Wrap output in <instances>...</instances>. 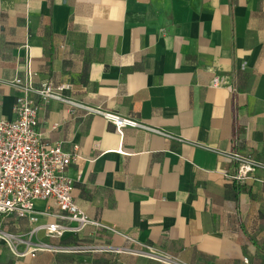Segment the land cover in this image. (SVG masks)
<instances>
[{"label": "crops", "instance_id": "obj_1", "mask_svg": "<svg viewBox=\"0 0 264 264\" xmlns=\"http://www.w3.org/2000/svg\"><path fill=\"white\" fill-rule=\"evenodd\" d=\"M17 79L70 86L65 101L32 93L39 130L50 146L78 148L74 201L101 225L55 251L133 240L185 264H264V170L241 182L224 157L264 163V0H0L2 119H15ZM107 115L144 128L121 135ZM36 226L10 216L0 233L28 238ZM42 252L21 260L0 243V264H58ZM88 253L75 264H162Z\"/></svg>", "mask_w": 264, "mask_h": 264}, {"label": "built area", "instance_id": "obj_2", "mask_svg": "<svg viewBox=\"0 0 264 264\" xmlns=\"http://www.w3.org/2000/svg\"><path fill=\"white\" fill-rule=\"evenodd\" d=\"M28 53L31 46L26 42ZM32 74L29 73V77ZM15 84L22 90L14 105L15 119L0 118V220L15 216L36 226L26 236L0 233V239L5 240L13 250L12 244H17L15 255L19 257L31 256L35 258L40 251L55 249L46 243L34 241L40 232L50 239H60L67 234H79L88 226H101L94 223L74 201L75 182L67 175L68 168L81 159L76 148L75 153H67L61 145L50 146L43 142V135L39 130L40 107L32 98V93L40 95L43 100L65 99L59 94L69 90L65 85L55 89L51 83L42 84L35 90L31 80L24 83L17 79ZM228 85L226 79L216 77L213 80L215 88ZM99 113L98 110H93ZM108 120L116 125L118 132L123 135L127 127L144 128L141 124L122 120L113 115H107ZM225 159L235 164L237 172L234 179L246 182L256 180L258 170H264V163L252 156L240 153H227ZM40 201L53 202L52 207L39 211ZM41 218L53 219V222L39 225ZM17 239L19 243L13 242ZM136 248L92 247L88 251H113L126 253L157 261L162 264H185L178 256L163 254L154 248L130 240Z\"/></svg>", "mask_w": 264, "mask_h": 264}, {"label": "rangeland", "instance_id": "obj_3", "mask_svg": "<svg viewBox=\"0 0 264 264\" xmlns=\"http://www.w3.org/2000/svg\"><path fill=\"white\" fill-rule=\"evenodd\" d=\"M15 235H20V236H25V235H23V234H20V233H15ZM27 238V237H26ZM70 238H71V236L70 235H67V236H65L64 238H61V240H55V239H50L49 240V238H47V243L46 244H48V245H50V246H53L54 244H62V242H64L63 240H65V241H69L70 240ZM0 243H4L8 248H9V250L11 251V252H13V253H15L16 252V250H15V248L16 247H18L17 246V244H12V246H13V250L10 248V246L8 245V243L5 241V240H3V239H0ZM91 244H86L85 243V245L84 246H79V247H76L75 249H69V250H67L66 252H62V251H55V249H52V250H49V251H43V252H46V253H48V254H56L57 255V258H56V260H57V263L58 264H75L77 261H76V257L77 256H84L85 258H86V256H88V255H90L88 252V250L87 249H82V251H84L85 253L84 254H75V253H72V252H75V251H78L79 250V248H92V246H90ZM54 247V246H53ZM42 252V253H43ZM98 254V253H97ZM100 254V253H99ZM17 258V257H16ZM18 259H21V260H24L23 259V257H20V258H18ZM77 264H85V263H83V262H78Z\"/></svg>", "mask_w": 264, "mask_h": 264}, {"label": "bare ground", "instance_id": "obj_4", "mask_svg": "<svg viewBox=\"0 0 264 264\" xmlns=\"http://www.w3.org/2000/svg\"><path fill=\"white\" fill-rule=\"evenodd\" d=\"M13 239V238H12ZM13 242L19 243V241L17 239H13Z\"/></svg>", "mask_w": 264, "mask_h": 264}]
</instances>
